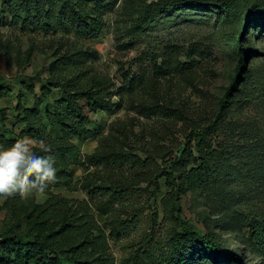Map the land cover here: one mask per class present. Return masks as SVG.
Instances as JSON below:
<instances>
[{"label": "rangeland", "instance_id": "rangeland-1", "mask_svg": "<svg viewBox=\"0 0 264 264\" xmlns=\"http://www.w3.org/2000/svg\"><path fill=\"white\" fill-rule=\"evenodd\" d=\"M238 41L247 73L217 132L191 151L235 75ZM0 88V144L31 138L57 168L43 195L0 197L2 244L60 232L83 262L211 264L194 240L171 254L190 222L264 264L246 229L264 222V0H0ZM67 90L106 102L75 98L82 137L66 103L67 126L53 115Z\"/></svg>", "mask_w": 264, "mask_h": 264}, {"label": "trees", "instance_id": "trees-1", "mask_svg": "<svg viewBox=\"0 0 264 264\" xmlns=\"http://www.w3.org/2000/svg\"><path fill=\"white\" fill-rule=\"evenodd\" d=\"M247 6H248V2ZM99 24L100 18H92L91 24H87L86 31L87 33H93L95 28ZM238 63L235 70V75L231 80L228 88L226 89L223 97L220 100L218 114L215 120L208 123L206 128H197L192 131V134L195 132V136L191 141L189 146L190 150H199L200 142H206L208 137L212 134H215L226 117V112L229 105L234 101V95L239 89L240 82L244 78V75L247 73V68L245 66V61L247 58L244 46L241 41H238V50H237ZM103 92V90H100ZM2 92V88H0ZM2 92L1 96L5 95ZM93 92H82L76 94H70L68 90L66 94L68 99L66 101L60 102L52 106L53 115L56 118L57 123L60 125L67 126V123L64 122V114L61 110V106L66 103V107L71 115L75 116L79 123L73 124L72 126H67L69 129L74 131L79 137L84 135V132L87 130H79L78 125L83 122L84 115L76 103L75 98L82 95L86 97L90 102L93 110H96L98 107H103L106 104L103 98H100V92L92 94ZM22 99V96L20 95ZM5 116V112L0 108V118ZM38 133V130H36ZM191 134V136H192ZM62 154H65V148H59ZM178 162H175L177 165ZM174 166H170L169 171L164 170L166 177V183L169 187L176 186L177 179L174 175ZM177 186H179L177 184ZM177 200L181 201L180 194L177 195ZM185 226L187 227L183 233H175L172 237V247L171 254L177 256V258L182 257V250L180 249L181 245L190 240L197 242L199 248L201 249L203 255L207 260H210L211 264H246L243 260L240 261L241 257L238 256L236 251H229L228 248L222 242L221 237H218L214 233L206 234L202 230L196 228L190 222H186ZM246 229L250 234V249L251 251H258L261 256H264V222L260 220H251ZM60 232H50L45 238L38 239L34 238V241L28 243L24 238L22 240L12 244L8 241L12 238L11 236L5 237V244H2L0 240V255L2 256L3 264H21L22 262L28 263L32 262L34 264H93L91 262H83L76 258L72 254V249H65L59 246L56 243L54 238ZM185 257L183 262L179 264H185L188 260ZM163 263L170 264L169 260L163 261Z\"/></svg>", "mask_w": 264, "mask_h": 264}, {"label": "clouds", "instance_id": "clouds-1", "mask_svg": "<svg viewBox=\"0 0 264 264\" xmlns=\"http://www.w3.org/2000/svg\"><path fill=\"white\" fill-rule=\"evenodd\" d=\"M55 165L53 155L36 154L31 138L22 137L10 146L0 144V197L43 195L57 179Z\"/></svg>", "mask_w": 264, "mask_h": 264}]
</instances>
